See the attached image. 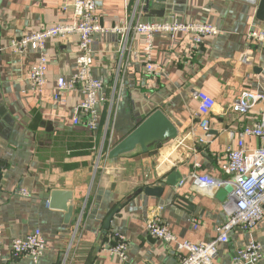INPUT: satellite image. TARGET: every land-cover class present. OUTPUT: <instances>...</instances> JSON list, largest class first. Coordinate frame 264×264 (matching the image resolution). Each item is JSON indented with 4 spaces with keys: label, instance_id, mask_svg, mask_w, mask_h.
Masks as SVG:
<instances>
[{
    "label": "crops",
    "instance_id": "1",
    "mask_svg": "<svg viewBox=\"0 0 264 264\" xmlns=\"http://www.w3.org/2000/svg\"><path fill=\"white\" fill-rule=\"evenodd\" d=\"M72 1L0 0V264H180L183 251L177 243L152 237L147 224L158 215L179 240L201 243L213 240L216 228L227 221L229 195L221 200L217 192L198 188L192 174L225 178L228 130L261 117L262 104L244 114L229 110L245 91L264 93V47L248 37L252 28L264 29L260 0H167L164 17H148L143 0H102L98 12L106 26L121 19H176L212 23L220 32L201 43L181 32L156 34L151 60L162 67L158 74L146 68L143 35L132 32L126 40L114 32L97 33L93 73L104 88L95 130L74 123L84 98L80 89L67 92L64 101L55 99L58 79L69 80L77 70L79 35L48 40L42 93L28 78L41 50L12 47L16 39L77 21ZM246 50L248 63L239 59ZM199 93L216 100L205 140ZM156 109L178 127V138L153 142L147 152L138 148L110 158V149ZM245 144L255 148L261 141L246 138ZM172 170L183 174L176 187L166 183ZM148 185L162 186V196L146 194ZM22 188L28 196L20 194ZM54 189L74 193L69 223L65 211L48 205ZM36 228L46 239L45 253L37 262L13 258V239ZM114 231L128 241L126 262L106 249ZM251 239L264 245V219L250 231L232 230L228 242L219 244L216 263L243 264L238 252Z\"/></svg>",
    "mask_w": 264,
    "mask_h": 264
},
{
    "label": "built area",
    "instance_id": "2",
    "mask_svg": "<svg viewBox=\"0 0 264 264\" xmlns=\"http://www.w3.org/2000/svg\"><path fill=\"white\" fill-rule=\"evenodd\" d=\"M102 0H73L69 5L74 16L78 19L73 23L57 24L45 30L35 32L16 39L12 42L18 52H23L28 46L41 50V56L29 74V82L33 89L42 93L47 83L48 57L44 53L46 44L51 38L64 39L72 34L79 35V56L76 61V72L67 80L58 79V88L55 99L64 101L67 92L80 89L84 95L82 102L77 107L74 117L75 124H85L90 130L97 128L99 119L97 106L104 83L93 73L94 65V36L97 33H117L122 38L130 33L141 34L145 37L148 53L146 68L150 73L158 74L162 67L151 60V52L155 35L165 32L174 36L177 33L192 35L196 43H201L208 35H217L218 26L208 22H181L176 19L142 20L140 18L121 22L113 26L101 23L98 10L102 7ZM248 37L251 43L261 44L264 47V29L254 27ZM250 52H242L239 59L250 62ZM201 103L199 116H201L202 140H205L211 130L210 114L216 105V100L206 93H199ZM262 104L261 117L252 124H246L239 130L229 129L230 143L224 152L225 178H218L208 173L193 172V182L198 188H207L215 194L220 188L228 184L233 186V191L224 202L228 219L216 228L217 236L209 242L194 243L189 240H179L170 230L169 225L160 216L151 218L147 224L149 234L166 243L175 242L183 251L180 255V264H217L219 244L228 242L229 233L234 229L250 231L264 219V93L245 91L235 98L229 110L235 113L251 112L255 106ZM85 119V121L83 120ZM246 138H258L261 144L255 148H247ZM234 143H237L234 146ZM20 194L28 196L26 188ZM50 202L48 201V205ZM194 223V227H197ZM3 228L0 225V238ZM74 236L72 240H74ZM128 241L120 231H114L111 241L106 249L117 256L122 262L128 260ZM47 248L46 239L40 228L34 229L24 237L13 239L11 255L13 258H30L37 262ZM264 258V245L257 240H249L238 252V260L243 264H261Z\"/></svg>",
    "mask_w": 264,
    "mask_h": 264
},
{
    "label": "water",
    "instance_id": "3",
    "mask_svg": "<svg viewBox=\"0 0 264 264\" xmlns=\"http://www.w3.org/2000/svg\"><path fill=\"white\" fill-rule=\"evenodd\" d=\"M144 10L148 17H164L166 15L167 0H143ZM258 17L264 19V0H260ZM179 129L162 109H156L139 123L127 136L116 143L109 151L110 158H117L141 149L147 152L149 145L153 142L176 139ZM183 174L178 170H172L166 177V183L178 186L182 181ZM144 191L148 195L162 196V186H146ZM233 191L231 184L220 188L216 194L217 198L224 200ZM74 193L68 189H54L50 196V207L66 212V221L69 223L74 212ZM110 219V218H109Z\"/></svg>",
    "mask_w": 264,
    "mask_h": 264
}]
</instances>
